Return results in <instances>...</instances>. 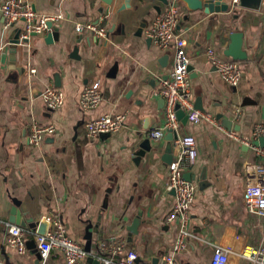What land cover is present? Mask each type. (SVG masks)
Listing matches in <instances>:
<instances>
[{
    "label": "crops",
    "instance_id": "0c3cea01",
    "mask_svg": "<svg viewBox=\"0 0 264 264\" xmlns=\"http://www.w3.org/2000/svg\"><path fill=\"white\" fill-rule=\"evenodd\" d=\"M224 1L230 4L227 11L206 13L181 0H28L39 17L61 18L49 32L30 36L27 43L21 39L22 29L15 51L13 32L23 23L6 29L0 11V264H39L35 234L49 213H58L69 236L84 247L86 229L92 225V251L102 240L117 236L125 251L136 253L141 261L162 263L176 241L179 222H166L175 202L167 190L168 133L159 141L150 133L165 122L160 81L170 77L175 51L161 49L146 32L172 3L178 7V33L185 39L192 68L195 107L223 117L238 107V133L249 140L254 127L264 123V0L258 10L240 7L239 0ZM88 23L105 27L107 35L78 31V25ZM237 32L243 34L247 60L236 61L243 72L238 86L232 87L212 66L207 50L232 60L224 52ZM50 33H57L58 39L50 42ZM55 75L64 104L50 109L42 93L55 87ZM96 82L102 101L95 110L83 111L81 94ZM118 114L127 117L119 131L89 136L88 122ZM34 121L56 128L39 147L29 139ZM179 136H193L198 145L197 160L185 173L197 186L189 226L193 237L179 264H210L213 245L235 233L239 240L228 264H255L245 254L261 245L264 219L246 212L243 167L258 158L205 123L181 122ZM146 141L151 151L138 157ZM172 147L173 159V142ZM203 175L207 180L202 187ZM13 199L23 203L27 219L35 218L30 229L22 227L25 254L7 244V224L16 225L10 222ZM138 218V233L132 234L129 227ZM49 264H61L58 251Z\"/></svg>",
    "mask_w": 264,
    "mask_h": 264
},
{
    "label": "built area",
    "instance_id": "2783aa9c",
    "mask_svg": "<svg viewBox=\"0 0 264 264\" xmlns=\"http://www.w3.org/2000/svg\"><path fill=\"white\" fill-rule=\"evenodd\" d=\"M238 0H234L236 4ZM0 11L5 20V28L10 29L23 23L24 41L32 35H42L50 31L49 24L53 25L60 16L39 17L34 7L28 0H5L0 6ZM179 10L172 3L168 9L159 15L153 23L146 36L163 50L173 48L175 51L174 67L170 77L161 79L160 95L165 101V122L162 128L151 131L150 138L159 141L167 133L177 134L173 141L174 157L169 165V182L167 190L174 194V205L171 212L166 217L168 224L179 222L176 241L172 249L162 257L161 264H179V256L188 250L189 240L192 236L190 231V216L193 203L196 197L197 186L186 180V169L193 165L198 157L197 140L193 136H179L181 122L178 118V109L183 110L187 119L194 125L208 124L228 139L238 142L247 147L252 153V157L258 158L257 162L246 161L243 167L244 177V202L248 214L257 215L264 219V146L257 145L254 141H259L264 137V123L254 127L252 137L249 140L240 137L238 131L234 129L241 118V110L238 107L231 109L227 113V118L232 121L233 126L227 129L222 124V120L217 114L198 110L193 101V87L188 72L189 60L185 54L186 45L183 36L178 33ZM79 32L88 30L94 32L98 37L104 38L107 29L94 23L85 26L78 25ZM207 57L212 66L219 73L221 78L230 86L236 87L242 78V67L236 61L226 59L219 55L213 48L207 50ZM35 74V70L31 71ZM45 105L50 109H59L64 104V93L53 86L46 87L42 93ZM102 101L100 83L96 82L88 85L82 92L80 107L83 111H92L99 107ZM126 116L102 115L86 124L88 134L92 138L100 135H109L121 129ZM56 128L53 124H45L34 121L31 124L30 143L39 147L48 136H54ZM49 228L44 236L35 234V241L41 253L39 264H49L50 257L54 251L61 255V264H81L88 258L98 259L102 264H154L152 262L141 261L134 252H126L124 244L117 236H111L102 240L95 251L87 252L85 247L73 240L65 227L62 217L58 213H49L47 216ZM7 244L15 248L20 254H25L26 231L17 225L7 224ZM239 240V234L235 233L231 239L223 243L214 244V253L210 264H228L230 256L234 253L235 246ZM255 264H264V231L261 245L245 254Z\"/></svg>",
    "mask_w": 264,
    "mask_h": 264
},
{
    "label": "water",
    "instance_id": "95a60500",
    "mask_svg": "<svg viewBox=\"0 0 264 264\" xmlns=\"http://www.w3.org/2000/svg\"><path fill=\"white\" fill-rule=\"evenodd\" d=\"M106 3L110 4L111 0H104ZM184 3L187 4V6L190 9L193 10H204L206 13H213V12H221V11H227L229 9V3L225 2L224 0H181ZM230 2V1H229ZM262 4V0H239V6L243 7V8H250V9H260ZM53 24L50 23L49 24V28L52 29L53 28ZM22 33V28L21 29H17L13 32V36H17V39L12 41V49H14V51L16 50L17 46L20 45L21 41H20V36ZM31 36H35V34H32ZM58 39V35L50 33L48 36V40L51 42L53 41V39ZM230 45L228 47L227 50H225L224 55L228 58H231L233 61H245L247 60V54L243 51L242 49V45H243V34L240 32L237 33H233L230 36ZM24 43H27L28 40H24ZM12 60H15L14 54H12ZM192 71L191 66H188V72L190 73ZM55 87L60 88L61 87V81L59 79V75H55ZM165 102V101H164ZM178 118L181 122L183 123H187L188 119H187V115L186 113L181 110L178 109L177 112ZM218 118L222 120V124L224 125V127H226L227 129H231L233 126V123L231 120L224 118L222 115H218ZM234 129L236 131H240V126L239 125H235ZM177 137V134H173V133H168V142L169 145L166 149V157H170V161L169 163L172 162V142L174 141V139ZM259 142L261 144V146H264V137L259 139ZM141 147L143 148L142 151H140L138 153V157H142L145 156L146 152H150L151 151V144L149 141L144 142ZM165 157V158H166ZM186 180L188 181H192V175L190 174H185L184 175ZM202 179V183L201 186L203 187L206 184V177L203 175L201 177ZM13 204L14 207L11 210V218H10V222L14 223L18 226H21L23 228H27L30 229V226L33 225V223L35 222V218L32 216L31 218L27 219L26 218V213L28 214L27 210L25 209V206H22L20 208L21 205H23V203H21L19 200L13 199ZM17 208H20V210L18 211ZM25 213V214H24ZM140 219H136L134 221V223L129 227V230L132 234H136L138 233V228L140 225ZM49 228V223L47 221L46 217H43L42 220L39 222L38 227H37V231L36 234L44 236ZM95 232V230L93 229L92 225H89L86 229V240H87V244L85 245V250L87 252H90L92 250L93 246L92 245V237H93V233ZM87 262L90 264H102L98 259L95 258H88ZM159 262L158 259H156L153 263L157 264Z\"/></svg>",
    "mask_w": 264,
    "mask_h": 264
}]
</instances>
